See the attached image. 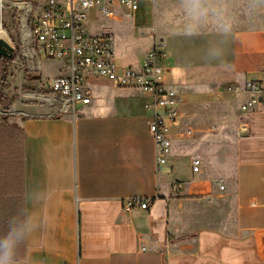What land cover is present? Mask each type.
I'll return each instance as SVG.
<instances>
[{"label":"crops","instance_id":"obj_1","mask_svg":"<svg viewBox=\"0 0 264 264\" xmlns=\"http://www.w3.org/2000/svg\"><path fill=\"white\" fill-rule=\"evenodd\" d=\"M165 2L201 48L197 68L182 66L156 31L141 56L119 64L124 51L111 35L120 68L164 46L162 81L180 98L169 162L156 163L152 111L138 91L91 79L90 104L74 115L16 106L0 120V238L31 227L12 264H264V110L242 112L245 97L235 95L230 118L201 116L224 108L229 85L264 81V0ZM195 4L203 14L189 13ZM126 12L114 20L149 28L140 0ZM132 198L150 199L149 208L124 211Z\"/></svg>","mask_w":264,"mask_h":264},{"label":"built area","instance_id":"obj_2","mask_svg":"<svg viewBox=\"0 0 264 264\" xmlns=\"http://www.w3.org/2000/svg\"><path fill=\"white\" fill-rule=\"evenodd\" d=\"M3 2L0 0L1 8L21 12L17 19L18 32L22 39L29 36L33 42V51L26 55L32 61L37 58L36 68L32 69L41 70L40 56L61 64L58 75L45 78L41 83V88L50 95L44 97L48 107L55 108L49 116L74 115L79 106L90 104L86 86L91 79H105L115 88L138 91L147 98L145 108L152 111L148 129L155 145L156 163L161 167L169 162L172 141L168 136V125L178 119L180 98L162 81L166 58L164 46L155 42L141 66L120 68L114 61L113 36L110 33L91 34L87 29L91 10L98 17L114 19L116 9L125 8L128 10L126 16H130L138 10L139 0H39L32 3L12 0L7 7ZM1 25L0 22V28ZM226 90L245 97L240 105L242 112L264 110V81L247 80L229 85ZM44 95L40 94L41 98ZM199 167L200 160L193 158V172ZM150 203L148 198L126 199L122 209L147 210Z\"/></svg>","mask_w":264,"mask_h":264},{"label":"rangeland","instance_id":"obj_3","mask_svg":"<svg viewBox=\"0 0 264 264\" xmlns=\"http://www.w3.org/2000/svg\"><path fill=\"white\" fill-rule=\"evenodd\" d=\"M11 1L4 0V6L7 7ZM29 1L32 3L31 0ZM191 4L193 3H186V6ZM140 7L141 10L145 8L147 12L149 28L140 29L137 27L138 25H131L126 19L101 18L95 15L94 10H91L87 24L88 32L93 34L115 32L113 35L115 39L116 36L118 38L116 42L117 44L120 42L122 47L120 45L119 47L124 51L122 54L120 52L117 61L119 64H126L127 59L133 55L136 57L142 55L148 39L153 31H156L158 34H163L167 48L182 57V66L189 68L193 65L194 69L197 68L201 48L194 45L193 39L188 34V29L181 22L175 24L169 20L167 12L173 6L165 0H140ZM20 13L14 8L3 9L0 7V22L2 23L0 29L8 36L7 42L14 49L10 58L0 55V120L11 115L13 109H16L18 105L21 107L45 105L49 112L55 109L48 107L44 97L47 98L50 95L44 92L41 83L45 78L57 75L60 72L61 64L40 56L41 70L32 69L36 68L37 58L34 57L32 61V58L26 55L28 51H33V42L29 36L23 39L20 37L17 22ZM40 94H45L43 99ZM221 95V98L218 99L222 101L224 108H209L208 113H203L201 116L230 118L232 114L227 107H230L235 95L227 90ZM218 99L216 98V100Z\"/></svg>","mask_w":264,"mask_h":264},{"label":"clouds","instance_id":"obj_4","mask_svg":"<svg viewBox=\"0 0 264 264\" xmlns=\"http://www.w3.org/2000/svg\"><path fill=\"white\" fill-rule=\"evenodd\" d=\"M206 9L199 4L193 5L188 11L193 16L203 14ZM31 227L30 222L14 226L7 235L0 238V264H12V255L17 240Z\"/></svg>","mask_w":264,"mask_h":264},{"label":"water","instance_id":"obj_5","mask_svg":"<svg viewBox=\"0 0 264 264\" xmlns=\"http://www.w3.org/2000/svg\"><path fill=\"white\" fill-rule=\"evenodd\" d=\"M13 47L4 39L0 38V55L10 58L13 55Z\"/></svg>","mask_w":264,"mask_h":264},{"label":"bare ground","instance_id":"obj_6","mask_svg":"<svg viewBox=\"0 0 264 264\" xmlns=\"http://www.w3.org/2000/svg\"><path fill=\"white\" fill-rule=\"evenodd\" d=\"M0 38H3L5 41H7V35L4 33L2 29H0Z\"/></svg>","mask_w":264,"mask_h":264}]
</instances>
